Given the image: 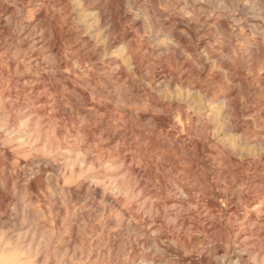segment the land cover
Returning a JSON list of instances; mask_svg holds the SVG:
<instances>
[{
	"label": "rangeland",
	"instance_id": "374dc122",
	"mask_svg": "<svg viewBox=\"0 0 264 264\" xmlns=\"http://www.w3.org/2000/svg\"><path fill=\"white\" fill-rule=\"evenodd\" d=\"M0 264H264V0H0Z\"/></svg>",
	"mask_w": 264,
	"mask_h": 264
}]
</instances>
